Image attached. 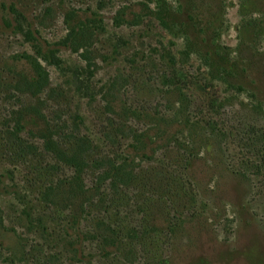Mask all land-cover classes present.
Here are the masks:
<instances>
[{"label":"rangeland","instance_id":"1","mask_svg":"<svg viewBox=\"0 0 264 264\" xmlns=\"http://www.w3.org/2000/svg\"><path fill=\"white\" fill-rule=\"evenodd\" d=\"M179 1L195 48L231 53L230 83L183 54V27L166 30L155 0H0V264H264V0L181 1L196 7L177 14ZM202 8L213 47L188 20ZM38 45L61 60L39 58L40 89L24 58ZM182 105L200 128L177 137L196 161L134 148L175 134L162 119Z\"/></svg>","mask_w":264,"mask_h":264},{"label":"trees","instance_id":"2","mask_svg":"<svg viewBox=\"0 0 264 264\" xmlns=\"http://www.w3.org/2000/svg\"><path fill=\"white\" fill-rule=\"evenodd\" d=\"M155 1L157 3V10L155 11V15L160 20L161 24L165 26L166 30L173 31V29L176 27H183V28H181V31L179 32L178 35L185 37V39L187 41L186 48H185V50H183V54L185 56L189 57V56H191L190 54H193V53H197L199 55H202V57L204 59H206V61L208 62V65H210V69L212 70V73L215 74V71H216L217 77H218V74H220V76H222V77H220L222 79V81H226V82L230 83L231 80H234L238 75H240L236 72V70L232 66L233 65L231 63L232 62V56H231V53L229 51L223 52V55H222V54H219V52H218L219 50L213 51V50L209 49L207 52L204 53V52H202V50L200 48H195V43L193 42V38H192L190 30L188 28V24L184 20H182L183 22H179L178 24L173 21V16L171 14L172 13L171 0H155ZM181 1L188 2V0H180L179 1L180 6L178 7L179 10L176 11L177 14H183L185 7H188L191 10H193L196 7L195 5L185 4ZM247 2H250V0H245V3H247ZM204 8L206 9V6H204ZM200 12H201L200 14H199V12H196L194 16L189 14L188 20L190 21L193 28L198 31V35L201 37L202 43L203 44L206 43L207 47H213L217 43L218 32L209 26V24H212V22L207 21V20H203L200 17L201 15L204 16L205 13H207V12L203 8H202V10H200ZM209 17H211V20H214V18H215L214 16H209ZM170 20H171V22H170ZM198 20H200V21H198ZM253 21L254 20L249 22V26H251V27H257L258 26L256 29L259 30L261 28V26H259L256 21L253 24ZM78 24H79L78 26L87 28L86 22L81 21V23L79 22ZM78 26H75V25L72 26V29H71V32L69 35V36H71L74 34L72 41L74 40L75 34L80 35L82 33L81 32L82 30L77 28ZM253 29H255V28H253ZM210 34H211V36H210ZM28 35L30 36L31 33L29 32ZM209 37H211V39ZM56 52H57L56 49H54L53 47L44 48V47H42V46L40 47L38 45V46H36V53H37L36 56H33L32 54L24 55V58L30 64V67H31V70L33 73V77L27 79V83H28V85H30V87L40 89L49 80V74L45 70V68L43 67L42 62L39 58L44 59L45 61H47L48 63H50L52 65H60L61 64V60L58 59L59 57L56 54ZM176 92H177V95L180 96V99H185V97H183V94L180 91H178L176 89ZM162 122L165 123L164 124L165 127L168 128L169 130L174 129L175 134H170V135H166V136H165V134H158L156 136V138H154V137L148 138L147 135H145V133L140 134L137 137V141L134 145V148L136 150H139L143 154H145V152L147 150V145H149V146H151V145H165V147H170V146L174 145V149L177 150V154H179V156H182V154H180V151H183V152L190 151L191 153H189V157H192V160H195V159L197 160L196 157L194 158L195 155L196 156L198 155V154H196V150L188 147L187 142L181 140L182 138L180 139V137H177V135L179 133H181L183 130L185 131V129H187L190 133H192L193 132L192 129L195 131V130L200 128L199 123L194 122L190 118L188 111L186 110V106L182 105V106L176 108V110H173L170 118L162 119ZM38 133L41 135V137L46 142V147L48 150H50L54 153H57L59 155L61 154L60 151L56 149V143L54 142V140L52 138V132H51L49 126H44V127L40 128L38 130ZM196 136H198V135L194 134V136H193L194 141L196 143H199V145H203V148H204V144L206 145V147L209 146V138L205 137L206 135H200V136H202L200 139H196ZM208 149H209V147L207 148V150ZM194 152H195V154H194ZM125 161H129V160L125 159ZM188 165H192V163L189 162ZM120 170L123 171L122 166H115L114 167V173H115L114 175L116 177L118 175H120ZM82 194H83V191H82Z\"/></svg>","mask_w":264,"mask_h":264}]
</instances>
